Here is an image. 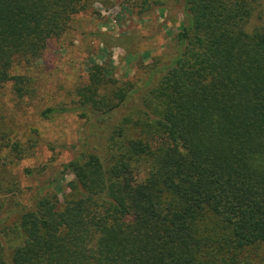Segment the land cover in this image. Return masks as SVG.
Here are the masks:
<instances>
[{
  "label": "trees",
  "instance_id": "16d2710c",
  "mask_svg": "<svg viewBox=\"0 0 264 264\" xmlns=\"http://www.w3.org/2000/svg\"><path fill=\"white\" fill-rule=\"evenodd\" d=\"M173 1L171 53L138 80L93 61L71 104L41 112L77 113L84 136L60 174L21 169L24 187L42 134L19 132L6 96H34L89 0H0V264H264V0Z\"/></svg>",
  "mask_w": 264,
  "mask_h": 264
},
{
  "label": "rangeland",
  "instance_id": "374dc122",
  "mask_svg": "<svg viewBox=\"0 0 264 264\" xmlns=\"http://www.w3.org/2000/svg\"><path fill=\"white\" fill-rule=\"evenodd\" d=\"M173 7V0H89L88 9L75 16L63 41L50 45L35 65L34 96L18 106L10 95L6 96L9 113L20 124L19 132L36 126L42 134L35 156L19 164L18 175L25 167L44 164H52L51 173L62 172L63 165L80 147L84 119L77 113L43 119L41 112L71 104L75 89L88 82L93 61L103 63L118 80L141 78L154 58L168 55L174 48L183 16L176 9L170 10ZM259 24L261 21L256 18L251 27ZM60 177L63 189L73 178L68 171ZM19 178L24 187L29 184L24 173Z\"/></svg>",
  "mask_w": 264,
  "mask_h": 264
}]
</instances>
